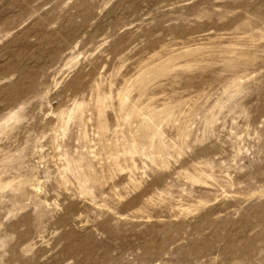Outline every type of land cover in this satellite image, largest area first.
Segmentation results:
<instances>
[{"label":"rangeland","instance_id":"obj_1","mask_svg":"<svg viewBox=\"0 0 264 264\" xmlns=\"http://www.w3.org/2000/svg\"><path fill=\"white\" fill-rule=\"evenodd\" d=\"M0 264H264V0H0Z\"/></svg>","mask_w":264,"mask_h":264}]
</instances>
